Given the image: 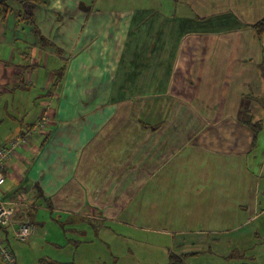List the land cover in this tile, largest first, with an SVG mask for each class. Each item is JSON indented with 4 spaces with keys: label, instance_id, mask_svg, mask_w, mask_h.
Instances as JSON below:
<instances>
[{
    "label": "crops",
    "instance_id": "1",
    "mask_svg": "<svg viewBox=\"0 0 264 264\" xmlns=\"http://www.w3.org/2000/svg\"><path fill=\"white\" fill-rule=\"evenodd\" d=\"M172 1L169 16L140 15L142 53L134 44L125 53L129 10L80 1L77 14L64 7L69 21L30 17L23 27L8 3L0 147L29 137L5 162L0 199L20 201L12 220L34 222L32 237L84 235L138 211L212 228L196 243L227 256L264 221V34L251 28L264 0ZM50 223L60 230L41 228Z\"/></svg>",
    "mask_w": 264,
    "mask_h": 264
},
{
    "label": "rangeland",
    "instance_id": "2",
    "mask_svg": "<svg viewBox=\"0 0 264 264\" xmlns=\"http://www.w3.org/2000/svg\"><path fill=\"white\" fill-rule=\"evenodd\" d=\"M80 1L92 7L99 5L101 8L131 12L130 15L135 17V24L131 27L133 30L130 41L124 47L125 53L131 50L133 44L136 47L142 44L145 25L140 15L145 14L147 17L149 15L147 12L151 11V16L154 18L156 14L160 16L158 12L169 16L175 11V3L172 0H40V2L38 0H16V4L14 0H9L7 3L10 6L12 2L14 3L11 6L12 9L15 5L18 6L15 8L18 10L16 13L20 14L19 17L22 18L20 25L24 27L26 24L23 23H27L26 18L30 17H36L38 21H42L47 16L57 18L61 14L65 21L68 14L64 7L72 9L77 14ZM27 4L33 6L31 15L25 14L23 5L26 8ZM185 12L192 21L197 20L195 11L185 8ZM148 19L149 17L146 21ZM66 20L69 21L68 18ZM206 24L210 26V22ZM187 25L184 19V26ZM56 27H62V24L58 23ZM197 27L195 25V28ZM211 29H213L212 25L209 31ZM73 35L74 32L71 33L72 37ZM126 39H128L127 36ZM55 51L64 53L62 47H56ZM141 51L142 46L140 53L143 52ZM63 61H60L58 65ZM62 76V73H57L56 79ZM130 214L121 217L117 223L95 222L93 226L95 229L85 225L86 234L84 235L67 231L56 235L50 233L51 236L47 237L38 228L39 231L34 237L31 236L32 238L26 241L11 240L10 243L18 264H57L55 262L63 264H264V221L262 224L261 220H258L255 235H249L245 240L239 243L232 242V245L227 246L229 254L226 256L207 249L204 244L196 243L198 237L206 238L209 231L213 230L212 228L208 231L198 224H191L188 219H154L153 216L146 214L144 216L138 211L130 212ZM45 221L49 223L48 219ZM44 227L45 230L48 227L60 230L54 223L41 226V228ZM179 230L186 231V234L180 235ZM11 235L12 233L9 234L8 239H13ZM53 237L58 238L57 242L61 246L51 244ZM66 238L78 239L82 242L75 245L66 242ZM181 239H185V242H181ZM180 243L183 245H179ZM184 254L188 255L181 257Z\"/></svg>",
    "mask_w": 264,
    "mask_h": 264
},
{
    "label": "built area",
    "instance_id": "3",
    "mask_svg": "<svg viewBox=\"0 0 264 264\" xmlns=\"http://www.w3.org/2000/svg\"><path fill=\"white\" fill-rule=\"evenodd\" d=\"M28 137L29 132L27 131L21 137L9 141L6 146L0 147V186L5 181L3 174L5 162L9 159L17 144ZM19 202L20 201H17L16 203L12 204L9 201L0 199V227H10L9 229L12 232L14 238L18 239L19 241H24L29 239L36 232L37 226L32 221L19 220L13 222L12 217L15 212V207ZM0 261H5V264H14L15 262V258L12 256L10 251L4 247L2 235H0Z\"/></svg>",
    "mask_w": 264,
    "mask_h": 264
},
{
    "label": "trees",
    "instance_id": "4",
    "mask_svg": "<svg viewBox=\"0 0 264 264\" xmlns=\"http://www.w3.org/2000/svg\"><path fill=\"white\" fill-rule=\"evenodd\" d=\"M8 1L6 0H1L0 1V18H3L5 17V14L10 10L9 8V5L7 3ZM22 2V1H21ZM38 2H40V0H38ZM23 4V2H22ZM24 9H25V14L27 13V15H31L32 14V8L33 6L30 5V4H27L26 8L25 6L23 5ZM17 16L18 18H20V14L17 13ZM22 17V16H21ZM251 28L255 31L256 35L258 37H261L263 34H264V16L262 18H260L259 20H257L255 23H253L251 25ZM62 70H63V67L61 68V72L62 73ZM61 78V77H60ZM60 78H57L56 79V82L60 79ZM248 125H251L252 129L254 130V132L256 133L258 131V129L261 128V123L259 122H256V123H247ZM22 220H26V221H29L26 217L23 218ZM19 221V220H18ZM14 222V221H13ZM0 228H5V227H0ZM10 227H6L5 229H2V232H0V235H2L3 237V244H4V247L10 251V253L12 254V256L15 258V262L14 264H18L17 262V259L15 257V254H14V251H13V248L11 246V243L10 241L11 240H14V241H19L18 239L14 238L13 234L11 235L13 237V239H8V236L10 233H12L9 229ZM1 231V230H0ZM31 238V237H30ZM29 238V239H30ZM28 240V239H26ZM24 240V241H26ZM188 254H184L182 255L181 257H186ZM180 260H183V258H179ZM0 264H5V261H0Z\"/></svg>",
    "mask_w": 264,
    "mask_h": 264
}]
</instances>
